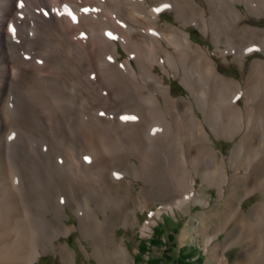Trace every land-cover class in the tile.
Wrapping results in <instances>:
<instances>
[{"label": "rangeland", "instance_id": "rangeland-1", "mask_svg": "<svg viewBox=\"0 0 264 264\" xmlns=\"http://www.w3.org/2000/svg\"><path fill=\"white\" fill-rule=\"evenodd\" d=\"M102 1L99 0V3H84V0H81V2L80 0H74V2L50 0L52 6L54 5L59 13L69 2L73 4V8H70L71 12H77L81 17L86 16L90 19L96 17L94 20L100 21L102 36L110 35L117 43L120 54L117 61L121 62L127 58L135 70L133 74H129L124 67L120 66L118 68L123 74L126 72V76L129 74L127 77L132 82L143 83L146 80L145 74L136 71L135 59L138 57L148 59L150 57L148 56L149 53L134 45L133 50L139 51L138 53H141V56L134 51L128 52V54L115 35L116 32L124 34L121 32L126 31L130 26L129 24H131V19L120 13L121 7L118 5L123 0H112L115 3L120 1L117 4L118 7H116L118 9L108 7V12L105 7L107 0L103 3ZM127 1L132 2V4L137 3V0H124V2ZM177 1L160 0L152 5L149 0H146L149 9L159 8L160 17L157 22L160 27L169 24L178 27L184 26V30L190 33L191 40L207 50L217 69L225 76L238 80L242 86L241 96L236 99L234 91L216 84L214 71L211 68L210 70H201L195 63H184L179 59L172 60L170 63L165 61L162 56H159V59L164 61L168 71H164L158 64L154 66V72L163 78L164 84L169 86L173 97H186L193 101L194 110L203 121L209 135L210 146L214 150L211 152L210 149L212 158L210 157V163H208L205 160L202 145H199L196 151L188 152L187 142L185 140L182 142L180 165L184 169L178 174L179 178L174 187L175 189L184 188L189 175L193 174L195 178V196H187L181 204L172 205L170 204L172 201L169 199L157 198L150 200L141 192L142 186L147 189L155 187L154 189L158 188V190L165 188L169 184V175L171 176L170 162L168 163L169 160H167L165 164H161V156L162 147L165 151L167 142L173 140V119L168 114L150 118L146 121L143 132L139 135L140 137L138 135V137H133L132 126L145 122L146 111L143 107L151 108L154 106L152 99L149 97H133L136 99L135 101L130 97L127 105L119 109L111 107L110 102H106L103 98L89 100L83 97L76 100L68 96L73 90L72 85L62 82H53L49 85H43V87L33 86L34 88L29 87V90L20 89L19 87L10 88L6 93L4 102V117L7 121V127L3 132L4 161L6 160L8 164L9 177L15 191L20 190L19 186L23 180L22 166H31L33 193L28 202L25 203L26 211H24L28 214L31 223L33 245H37L41 240L50 236L55 244L53 248L42 253L34 261V264H97V259L92 253L91 239L81 234L77 226L78 216L70 206H64L63 216V222L69 227H73L68 231L65 227L60 228L61 231H53V227H46L47 224L41 220L40 215L44 209L56 207L57 203L62 201L66 193L58 192V190L63 183H68L66 187L70 192L75 189L79 190L76 196H78V202L82 205L91 204L94 206L95 202L111 205L114 202V195L101 182L104 179V168L98 162L104 159V162L108 163L126 149L140 152L141 162L135 156L130 157L132 162L141 164L140 170L130 175L124 166L112 164L109 166L107 173L108 177L114 182H118L122 177L133 180L131 191L134 198L130 200L129 207L131 210L135 209L136 221L132 225L130 223L126 225L123 222L115 227V237L127 247L132 256V264H174L176 253L180 257H184L186 254L189 255L188 260L192 261L189 264H214L213 256L219 251L218 249L213 251L211 247L216 242L224 239L226 231H217L218 229L213 227L212 230L204 232L203 227L208 226L209 228L220 224L224 198L230 192L231 187L234 186L237 198H240L241 207L245 211H248L252 205L262 200L264 170L256 179L250 181L245 189L240 188L239 178L250 176L264 159V68L255 74L249 85H246L245 82L252 61L264 58V37L262 38L261 34L244 33L243 31L242 34L240 30L245 27V23L264 28V0H214L212 3L214 9L210 8L207 0H197L204 8V15L210 23L208 32L202 31L197 24L191 22V16L188 14L183 13L177 18L174 11ZM75 3L79 6H76ZM22 5H24L22 7L24 12H32L31 15L27 14L30 19V27L35 25L34 17L40 22L46 20L38 12L36 6L28 5L27 0H22ZM232 5H236L243 12V15L248 19L250 18V20L244 21L235 16ZM87 15L92 16L88 17ZM113 16L118 18L115 19ZM137 16L147 21L151 19V15L146 17L144 13H139ZM98 17L99 19H97ZM66 18L68 19V17ZM103 23L105 24L103 25ZM105 25L109 26L111 31L106 29ZM140 32L141 35L143 34L142 36L147 37L148 45L152 44L155 38H159L149 25L141 29ZM31 33L33 38L39 37V32L38 35L34 31H31ZM85 33L86 36L89 34L88 31ZM85 33L80 31L78 35H85ZM34 35H37V37ZM73 38L75 37L73 36ZM43 44L44 47L47 46L48 51L52 50L50 42L44 40ZM21 49L19 52L22 60H31V63L39 64L38 66L44 64L45 56L39 53L37 45L34 44L33 47L28 45L25 50L24 48ZM70 50L73 52L72 48ZM132 53H135V55ZM108 56L109 54L106 53L103 62L111 64L112 61ZM236 56L243 57L244 63L235 61ZM176 65L182 66L180 72L176 70ZM87 73L84 75L86 80L95 82L96 71L93 70ZM130 75L131 77L135 76L132 77L133 80ZM185 76L190 77V79L187 77L190 90L183 81ZM66 87H69L68 90ZM129 88L126 90L131 94L136 92L133 86L129 85ZM99 91L101 94L108 96L105 88L99 89ZM191 92L198 101L209 108L207 119L210 120V124L203 119V114L197 107L195 97L192 96ZM150 94L151 97H157L155 90L154 92L150 91ZM21 97L26 100L22 101ZM237 106H241L242 109L233 112L232 108ZM180 112L182 113H179L177 117L175 128L178 126V130H180L178 135L185 139L186 132L183 129L184 112L182 110ZM89 124H97L96 127L101 134L94 141L86 140L82 136V130ZM165 155L170 156L168 151ZM220 163L228 170V177L225 179H223ZM74 179H78L81 188ZM189 192L190 190L185 192L184 195H188ZM46 215L52 217L54 213L49 211ZM170 218L174 221L172 222ZM175 221H179L178 224ZM159 223H164L166 232L172 230L171 224L174 225V228L177 227L173 239L168 238L165 234L156 243L147 242L145 253L140 257L137 256L140 239L151 237L153 227ZM235 223V218H231L227 223V229L234 228L235 237V241L224 247V253L230 263L239 257L243 248L251 243L252 238L264 241V223L257 222V220L242 222L237 225ZM92 230L97 231L98 228L92 227ZM62 245L68 247V251L64 254L61 251ZM138 258L141 259L138 261Z\"/></svg>", "mask_w": 264, "mask_h": 264}, {"label": "bare ground", "instance_id": "bare-ground-1", "mask_svg": "<svg viewBox=\"0 0 264 264\" xmlns=\"http://www.w3.org/2000/svg\"><path fill=\"white\" fill-rule=\"evenodd\" d=\"M66 1L74 2V0ZM114 1L107 0V3H105V7L107 8L106 11L108 12V7H115L114 9H118L116 7L120 6L121 12H118H120L122 15H126L131 19L129 28L126 31L121 32L124 34H120L119 32L115 33L122 47L127 50V53H131L132 51L138 53L139 51L136 52V49L133 50V46L136 45L149 53L148 56L150 57L148 59L139 57L135 59L137 66L136 71H138L140 74H145L144 77L146 80H144L143 83H138V81L137 83H134L129 80V77L127 76L129 74H133L135 68L127 58H125V60L121 62L117 61V57L120 55L118 52L117 43L112 39L110 35L102 36V34L100 33V21H95L94 19L96 17H94V15V18L90 19L86 16L81 17V15H78L77 12H71L70 8H73V4L69 2V4L66 3V7L64 6V8L61 9L60 14L59 10H57L54 5L52 6L50 0H27L28 5L30 4L29 6H36L41 16L46 19L44 22H40L36 19V17H34L33 19L35 25L33 27H30V19L27 14L31 15L32 12H24V9H22V7L24 6L22 5V0H0V160L2 161L0 163V264H34V261L37 260L42 253L55 246L53 238L50 235V237H46L41 240V242L38 243L39 245H33L31 223L29 221L28 214L25 212V203H27L28 200L32 197L33 193V172L30 169L31 166H22L23 180L21 185L19 186L20 190L15 191L9 177L10 170L7 166L8 164L6 160L4 161L5 146L3 142V132L7 127V121L4 117V102L6 93H8L7 91L10 90V88L19 87L20 89L27 90L29 87L33 86L43 87V85H49L53 82H62L72 85L71 87H73V90L71 93H69L68 96L73 97L76 100H80L83 97L89 100L103 98L106 102H110L109 105L111 107H117L119 109L120 107L127 105L128 99L130 97H149L150 99H152L154 103L153 107H143L146 111L145 122L139 125L132 126L134 132L132 133L134 134L133 137L142 134L146 121L157 115L164 116L168 114L171 119H173V140H169V142L166 141L167 144L165 143V151L164 147H162L163 157L161 156V164H165L166 161L169 160L167 162H170L169 166L171 170V176L169 175V184H167L165 188L158 190V188L154 189L155 187L147 189L142 186L141 192L150 200H155L157 198L163 200L169 199L172 201V203H170L172 205L181 204L186 200L187 196H195V178L193 174L189 175L187 184H184V188L175 189L174 187L179 178L178 174L182 169H184V167H181L180 165V161L182 159L180 153V150L183 147L182 142L184 140L187 142L188 152L196 151L199 145H202L205 160L208 163H210L211 157L210 149L211 152H213L214 150L213 147L210 146L209 135L204 126V123L198 117L194 110V105L192 103L193 101L187 99L186 97H173L170 93L169 86L164 84L163 78H161L154 72L155 64L160 65V68H162L164 71H168L164 65V61H161L159 59V56L164 57V60L169 61L170 63L172 62V60L179 59V61L181 60V62L184 63H195L201 68V70H210L211 68L214 71V78L217 85L234 91L236 99L241 96L240 94L242 86L240 82L234 78H230L222 74L217 69L214 60L208 55L207 50L191 40L190 33L184 30V26L178 27L173 24H169L165 27H160L157 22L160 17L159 8L153 7L152 9H149L146 0H137L136 4H132V2L129 1L124 2L123 0V2L118 6L117 4L120 1H118V3H115ZM159 1L160 0H149L150 4L152 5H155ZM213 1L214 0H207L211 9L213 8ZM87 2L99 3V0H84V3ZM76 6H79V4H76ZM232 7L235 16L243 19L244 21L250 20V18L248 19L243 15V12L238 9L236 5H232ZM26 8L28 9L29 7ZM89 10L91 11L92 9ZM110 11L112 10L110 9ZM174 11L177 18L183 13L188 14L189 16H191L190 21L197 24L202 31H209L210 23L204 15L205 10L197 0H178L177 5H175L174 7ZM134 12L144 13L146 17L151 15V19L147 21L143 18H139L137 16L139 15V13L137 15H134ZM87 16L91 17L92 15ZM66 17H68V19ZM97 19H99V17ZM104 24L105 23H103V25ZM148 25L151 26L152 30L155 32L154 34H157L159 37L155 38L150 45H148L146 39L147 37L145 38L144 36H142L143 34L141 35L140 32L141 29L147 27ZM244 25L245 27H241V33L243 31L244 33H254L258 35L261 34V37H264V28L262 29L251 26L248 23H245ZM105 27L107 26L105 25ZM109 28L110 27L108 26L106 29ZM31 31L37 32L35 33L37 35L39 32V37H37V35H34L37 38H33ZM80 31H83V33L88 31L89 34L86 36L85 33V35L80 36L78 35ZM73 36L75 38H73ZM44 40L50 42V47H52V50H49L51 51L50 53L47 50V46H43ZM34 44L37 45L39 53L45 56L44 64L41 66H38L39 64L35 65L31 63V60L25 61L20 58L19 50L21 48V50H23V48L25 50L28 45H31L33 47ZM70 48L73 49V52L70 50ZM106 53H108L110 56L108 57L112 61H110L111 64H106L105 62H103V59H105L104 56L106 57ZM135 53L132 54L135 55ZM234 60L242 64L244 63L243 57L236 56ZM120 66L124 67L129 72L127 76L125 74L126 72H124L123 74L118 68ZM180 68L182 69V66L180 67L179 65H176V70H179V72ZM263 68L264 58L253 60L251 63L250 72L245 80L246 85H249L254 79L255 74ZM93 70L96 71V76L94 75L96 77L95 82L86 80L84 75L88 74L87 72ZM187 77L185 76V78H182L190 90V85L187 83ZM188 78L190 79V77ZM129 85L134 87L136 94H131L126 90L127 88H129ZM67 88L69 87H66V89ZM103 88L106 89V94L108 96L101 94V92L99 91V89ZM154 90L157 93V97L150 96V91L154 92ZM191 93L192 96L195 97V103L197 107L203 114V119L208 122V124H210V120L208 121L207 119V115L210 111L209 108L205 104L198 101L193 92ZM23 100L26 99L22 98V101ZM135 100L136 99H134V101ZM238 109H242L241 106L233 107L232 111L236 112ZM181 110L184 112L183 129L186 132L185 139L184 137L178 135V132H180V130H178V126L177 128H175L177 124V117L179 113H182L180 112ZM72 117L74 118V116ZM96 125L89 124L82 130V136L85 137L86 140L90 139L94 141L99 138L98 136L100 134V131L98 130ZM166 150L170 154L169 157L168 155H165L167 152ZM131 156H135L141 162L140 152L131 149L124 150L121 154L114 157V159H112L108 163L106 161L104 162V159L102 161L99 160V162L97 161L98 164L102 165V167L104 168V179L102 178L103 180H101V182L103 183V185H105V187L110 189L112 194L114 195V202H112L111 205H103L100 202H95L94 206L91 204L82 205V203L78 202V196H76L79 190L75 189L73 192H70L66 187L68 183H63L62 187L59 186L60 188L58 190V192L66 193V195L63 196L64 198L62 199V201L60 203H57L58 205L56 207L44 209L40 215L41 220L47 224L46 227H53V231L57 232L59 230L61 231L60 228L65 227L67 229L66 231H68L73 227H69L63 222V216L64 206H70L78 216L77 226L80 229L81 234L84 237L91 239V245L93 248L92 253L97 259V264H132V256L127 247L119 242L115 237V227H117V225L120 223L122 224L123 222H125L126 225H128L129 223L132 225L136 221L135 209L131 210L129 207L130 200L134 198V194L131 191L133 187V180L130 178L122 177L118 182H114L108 177L107 173L109 166L112 164H120L124 166L126 170H128L130 175L133 172L139 171L141 164L132 162L130 160ZM220 165L224 177L223 179H225L228 177V170L225 168V166H222L221 163ZM263 170L264 159L250 176H243L241 178H239L240 176L238 177L240 188L245 189L250 181L256 179L263 172ZM74 180L76 184L81 188L82 186L78 179ZM233 187L234 186L231 187L230 192L224 198L223 208L221 211L222 219L220 221V224L218 226H210L209 228L208 226L203 227L204 232L212 230L213 227L217 228V231H226L224 239L222 241L216 242L211 247L213 251L214 249H218L219 251V253L216 252L213 256L214 264H264V241L262 242L260 240H255L252 238L250 240L251 243L247 244V247L243 248L239 257L232 263L228 261V258L224 253V247L235 241L234 228L227 229V223L231 218H235L236 225L247 221L252 222V220H257V222L264 223V191L262 193V200L252 205L248 211H245L242 209L240 198H237L238 196L235 193ZM189 190L190 192L188 193V195H184V193L188 192ZM49 211H52L54 213V216L48 217L46 214ZM92 227L98 228L99 231H93ZM61 251L64 254L66 251H68V247L66 245H62Z\"/></svg>", "mask_w": 264, "mask_h": 264}, {"label": "trees", "instance_id": "trees-1", "mask_svg": "<svg viewBox=\"0 0 264 264\" xmlns=\"http://www.w3.org/2000/svg\"><path fill=\"white\" fill-rule=\"evenodd\" d=\"M170 220L173 222L174 220L172 218H170ZM177 224L179 221H175ZM172 226V230H170L169 232H166V230L164 229V223H159L158 225H155L153 227V232H152V236L146 239H140V242L138 244V255L137 256H141L142 254L145 253V251L147 250L146 246H147V242L148 243H156L159 239L163 238V236L166 234V236H168V238H172L174 237V233L177 231V227L174 228V225L171 224ZM176 261L174 264H189L190 262H192L189 259V255H185L184 257H180L177 253H176ZM141 259V258H140ZM139 258L137 259L138 261L140 260ZM143 261V260H142Z\"/></svg>", "mask_w": 264, "mask_h": 264}]
</instances>
